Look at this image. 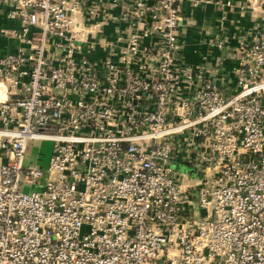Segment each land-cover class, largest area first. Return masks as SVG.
Returning <instances> with one entry per match:
<instances>
[{
  "label": "built area",
  "instance_id": "1",
  "mask_svg": "<svg viewBox=\"0 0 264 264\" xmlns=\"http://www.w3.org/2000/svg\"><path fill=\"white\" fill-rule=\"evenodd\" d=\"M182 1L0 0V264H264V24L232 82L185 61Z\"/></svg>",
  "mask_w": 264,
  "mask_h": 264
},
{
  "label": "crops",
  "instance_id": "2",
  "mask_svg": "<svg viewBox=\"0 0 264 264\" xmlns=\"http://www.w3.org/2000/svg\"><path fill=\"white\" fill-rule=\"evenodd\" d=\"M220 1L223 3L227 0ZM230 1L232 5L225 7L209 0H197L195 3L193 0H183L180 4L183 21L179 27V38L187 63L198 64L204 55L210 59L217 58L228 73V80L232 81L230 73L238 64L239 58L236 51L238 40L250 38L256 23L264 24V0ZM19 26L18 20L9 18L6 10L0 9V28L12 29ZM112 31L113 26L109 25L104 33L112 37ZM225 37L227 43L224 48L209 46L210 40ZM17 45V40L0 33V56L12 52Z\"/></svg>",
  "mask_w": 264,
  "mask_h": 264
},
{
  "label": "rangeland",
  "instance_id": "3",
  "mask_svg": "<svg viewBox=\"0 0 264 264\" xmlns=\"http://www.w3.org/2000/svg\"><path fill=\"white\" fill-rule=\"evenodd\" d=\"M53 142L50 140H33L28 144V152L25 156L26 163H36L42 168H47L48 161L52 154ZM176 170L181 171L183 176H187V179L193 180L196 170L192 166L187 165H175ZM31 186L25 185L23 187L24 192H29Z\"/></svg>",
  "mask_w": 264,
  "mask_h": 264
}]
</instances>
